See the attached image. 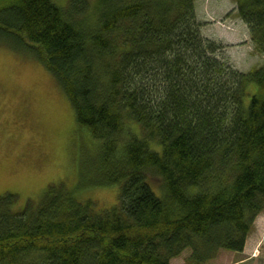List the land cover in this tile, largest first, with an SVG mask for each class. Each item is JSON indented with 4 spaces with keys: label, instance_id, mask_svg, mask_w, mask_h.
I'll return each instance as SVG.
<instances>
[{
    "label": "trees",
    "instance_id": "trees-1",
    "mask_svg": "<svg viewBox=\"0 0 264 264\" xmlns=\"http://www.w3.org/2000/svg\"><path fill=\"white\" fill-rule=\"evenodd\" d=\"M235 12L264 56V0ZM201 25L194 0L0 7V42L44 63L102 142L100 182L118 185L97 211L64 185L21 209L0 196V264H169L185 248L201 264L243 250L264 210V63L236 69ZM126 120L138 134L124 135Z\"/></svg>",
    "mask_w": 264,
    "mask_h": 264
},
{
    "label": "rangeland",
    "instance_id": "rangeland-1",
    "mask_svg": "<svg viewBox=\"0 0 264 264\" xmlns=\"http://www.w3.org/2000/svg\"><path fill=\"white\" fill-rule=\"evenodd\" d=\"M52 1L60 7L69 2ZM9 3L0 0V7ZM194 5L201 34L221 45L218 58L240 71L264 63L235 12L236 0H194ZM124 132L133 136L139 126L126 120ZM104 153L102 142L77 124L65 91L34 51L0 42V196L11 194L9 205L21 209L36 205L48 186L64 185L96 211L109 208L117 202L118 185L100 182ZM120 158L114 150L112 160ZM149 178L158 191L159 180ZM190 254L185 248L169 264H196ZM201 264H264V210L254 219L242 251L220 249Z\"/></svg>",
    "mask_w": 264,
    "mask_h": 264
}]
</instances>
